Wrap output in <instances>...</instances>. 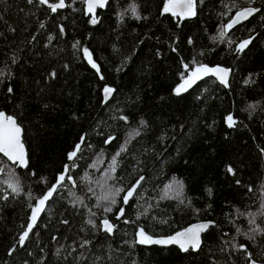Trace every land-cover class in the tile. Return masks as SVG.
<instances>
[{
	"label": "trees",
	"instance_id": "1",
	"mask_svg": "<svg viewBox=\"0 0 264 264\" xmlns=\"http://www.w3.org/2000/svg\"><path fill=\"white\" fill-rule=\"evenodd\" d=\"M64 1L51 12L0 0V110L22 128L27 157L22 169L0 155V264H264V0H196L182 22L167 0H109L89 15L84 0ZM248 3L258 11L227 28ZM216 65L230 70L226 87L185 84ZM170 180L182 188L161 196ZM116 188L105 212L100 198ZM199 220L212 224L198 247L139 242L141 229Z\"/></svg>",
	"mask_w": 264,
	"mask_h": 264
},
{
	"label": "snow or ice",
	"instance_id": "2",
	"mask_svg": "<svg viewBox=\"0 0 264 264\" xmlns=\"http://www.w3.org/2000/svg\"><path fill=\"white\" fill-rule=\"evenodd\" d=\"M29 3L32 2V0H28ZM105 0H90L89 2V10L91 11V9L93 7L96 6H103L104 5ZM249 2H251V0H249ZM40 4H48V0H39ZM64 6V0H59V3H54V4H48V7L51 8V10L53 12H55L57 10V8L63 7ZM177 6L176 0H169L168 3L165 4V8L164 11L167 12L170 9L173 12V15H176L175 12V7ZM183 8H186L187 14L188 15H195V12L192 10L193 9V0H186L185 3H183L181 5ZM255 11H258L257 9H253V8H246L242 11H238L236 13V17L232 20L231 23H229L226 27H232L233 24L237 23L239 19H246L248 16L252 15ZM95 22V21H93ZM249 43V41H244L243 43H241L239 45V49L238 50H242L247 44ZM85 54H87V50L85 49ZM91 63V60L89 61ZM93 67H95V65L93 64ZM209 71V69L207 68H198L196 70L197 73H207ZM215 73H222V75L219 76L220 80L222 83H225L226 85V80L225 77L227 75L226 70L224 69H213L212 70ZM185 83H189V81H186ZM185 85H180L176 90V94L179 95L181 90L184 89ZM12 89L9 88V92H11ZM105 93H110L112 91V89L106 87L105 88ZM123 119V117H122ZM229 121H232V117L229 116L228 117ZM231 126V124L229 125ZM20 127L17 126L16 121L12 118V117H5L4 113H0V153H3L4 156H6L8 158V160L12 161L13 163H18L21 166H25L27 161L25 159V154H24V150H23V145L20 142ZM79 148V145H77V149ZM76 155L75 152L69 153V160H72L73 157ZM118 155V154H117ZM116 161L115 158H113V168L112 171H115V165ZM69 171V169L65 168V172ZM229 172H232L231 168H228ZM109 179H111V177H109ZM141 179H143V177H141ZM65 180V175L61 174L58 177V184L60 182H63ZM137 184H139V181L137 182ZM9 187L12 189L13 192H18L19 189L9 183ZM136 187L137 186H133L132 188L128 189L126 191V193L123 195L122 197V201L124 204H128L129 200L134 196V194L136 193ZM171 185L166 186V188H170ZM180 188H182V184L179 185ZM56 190V186L54 185L41 199H39L38 201V206L33 208L32 210V220L33 223L35 222L36 219V215L37 213L42 210L41 206H43L45 204V202L52 196L53 192ZM251 191V189H250ZM121 192H125V190L123 188H116L115 192L113 193H109L107 195H104L103 197L100 198V200L102 202H106L105 206L103 208V210L105 212H111L112 211V207L111 205H115L117 203L116 197L120 195ZM6 198V197H5ZM124 214V209L121 208L119 215H123ZM119 218V216L117 217ZM129 221H125V223H128ZM250 223H255L254 219L249 221ZM88 223L93 224V222L91 220L88 221ZM103 226H104V230L106 232L111 233L112 231V225L109 223V221L107 219L102 221ZM93 226L95 227L96 225L93 224ZM199 229H203L206 228L207 225H199L197 226ZM32 228V224L28 225V231H30ZM28 231H25L24 234L20 237V242L23 243L24 239L27 237L28 235ZM189 233H192V235H188ZM137 235L139 236V242L140 243H160V244H167V243H179L181 249L187 251V247L186 244L191 243L192 247H198L199 245V238H198V233H194L193 229H188L187 232H181L178 233L177 236L174 237H170L168 240H152L149 236H147L145 234V232L143 231V229H141ZM184 238V239H181ZM87 243V241H85V244ZM83 246V245H82ZM243 247V246H241Z\"/></svg>",
	"mask_w": 264,
	"mask_h": 264
},
{
	"label": "water",
	"instance_id": "3",
	"mask_svg": "<svg viewBox=\"0 0 264 264\" xmlns=\"http://www.w3.org/2000/svg\"><path fill=\"white\" fill-rule=\"evenodd\" d=\"M35 1L39 2V0H35ZM108 1H109V0H105L104 5H103L102 7H101V6H96V7H93V8L91 9V11H90V10H89V2H90V0H84V1H83V10H84V13H85L86 15H89V14L93 13V12H94L95 10H97V9H103V8L106 6V4H107ZM168 2H169V0L166 1V3H168ZM185 2H186V0H176V3H177V6L175 7L176 15H173V12H172L171 9L168 11L171 15H173V16L176 17V18H178L179 22H182L183 20H185L186 18H188L189 16H191V15H188V14H187V11H188V10H187L186 8H183V7L181 6V5H182L183 3H185ZM54 3H59V0H56V1H54V2H49V1H48V4H54ZM195 3H196V0H193V9H192L193 11H194V9H195ZM48 4H42V5L48 7ZM65 5H66V4H65V1H64V6H63V7H60V8H57V10H62V9H64ZM246 8H253V9H256V8L253 7V6H244V7H241V8H239V9H237V10L232 14V16L229 18L227 25H228L229 23H231L232 20L236 17V13H237L238 11H242V10H244V9H246ZM50 9H51V8H50ZM51 12H53V11L51 10ZM256 12H257V11H255L253 14H255ZM253 14H252V15H253ZM252 15L248 16L246 19H239L237 23H235V24L232 25V27H234L235 25H237V24H239V23H242V22L246 21V20L249 19ZM232 27H230V28H232ZM227 28H229V27H227ZM201 68H207V69H209V71H208L207 73H203V72H201V73H197V72H195V75H194L193 77H189V78L186 80V81H189V83H185L186 85H189V84H190L193 80H195V79H200V78L205 77V76H210V77H212L213 79H215V81H216L217 83H219V84L225 86V83H222L221 80H220V78H219V76L222 75V73H215V72L212 71L213 69H224V70H226L227 75H226V77H225V80H226V85H227L228 78H229V74H230V70H229L228 68H224V67L217 66V65H216V66H210V67H201ZM186 81H185V82H186ZM225 87H226V86H225ZM110 94H111V92H110V93H105V91H103V92H102V102L107 101V100L109 99V97H110ZM0 113H4V116H5V117H12V118L16 121V119H15L13 116H11V115H7L4 111L0 110ZM16 124H17V126L20 127V125H19L17 122H16ZM20 129H21V131H20V142H21L22 145H23V150H24V154H25V159H26V161H27V157H26V148H25V146H24V144H23V142H22V128L20 127ZM76 147H77V146H76ZM0 155H1L4 159H6L10 164H14V165H15L16 167H18V168H22V169H23V168L27 165V163H26L25 166H21V165H19L18 163H13L12 161L8 160V158H7L6 156H4L3 153H0ZM37 206H38V205H37ZM37 206H36V207H37ZM41 208H43V206H41ZM40 212H41V210L37 213L36 218H37V216L40 214ZM32 214H33V213L31 212V214H30V216H29V220H28L27 228H26L25 231H28V225H29V224H32V228H33V226H34V224H35V222L33 223V220H32ZM103 220H105V219H103ZM103 220H102V221H103ZM35 221H36V219H35ZM102 221H101V227H102V229H104V226H103ZM211 224H212V222L209 221V220H199V221H195V222H192V223H190V224H187V225L184 226L183 228H181V229H179V230H176V231H174V232H172V233H170V234H167V235H158V236H149V235H147V236H149L152 240H168L170 237L177 236L178 233H181V232H187L188 229H193V232H194V233H198V238H199V241H200L202 233H204V232L208 229V227H209ZM199 225H207V227H206V228H203V229H199V228L197 227V226H199ZM32 228H31V229H32ZM29 232H30V231H28V233H29ZM188 235H192V233H189ZM181 239H184V238H181ZM20 243H21V242H20ZM147 245H154V246H158V247L175 246V247L181 249L179 243H167V244H160V243H147ZM186 247H187V249H188V248H193L192 245H191V243L186 244ZM181 250H183V249H181ZM247 264H262V263L257 262V261H255V260H253V259H250V260H248Z\"/></svg>",
	"mask_w": 264,
	"mask_h": 264
},
{
	"label": "rangeland",
	"instance_id": "4",
	"mask_svg": "<svg viewBox=\"0 0 264 264\" xmlns=\"http://www.w3.org/2000/svg\"><path fill=\"white\" fill-rule=\"evenodd\" d=\"M246 6H251L250 5V3H248ZM196 72V70L193 72V73H195ZM193 73H192V75H193ZM190 77V76H189ZM185 80H186V77L184 78ZM185 85L184 84V82H181L180 84H179V86L180 85ZM169 185H171V187L170 188H166V186H169ZM179 182L178 181H176V180H170L167 184H165V186L163 187V189H162V191H161V196H168L169 194H176V193H178L179 192ZM39 201V200H38ZM38 205V202L36 203V205L34 206V208L36 207Z\"/></svg>",
	"mask_w": 264,
	"mask_h": 264
},
{
	"label": "flooded vegetation",
	"instance_id": "5",
	"mask_svg": "<svg viewBox=\"0 0 264 264\" xmlns=\"http://www.w3.org/2000/svg\"><path fill=\"white\" fill-rule=\"evenodd\" d=\"M194 75H191L190 77H193Z\"/></svg>",
	"mask_w": 264,
	"mask_h": 264
}]
</instances>
